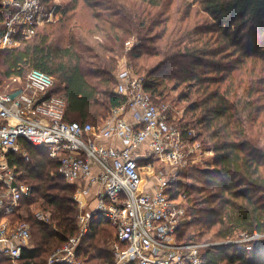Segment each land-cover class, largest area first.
Returning <instances> with one entry per match:
<instances>
[{"label": "trees", "instance_id": "1", "mask_svg": "<svg viewBox=\"0 0 264 264\" xmlns=\"http://www.w3.org/2000/svg\"><path fill=\"white\" fill-rule=\"evenodd\" d=\"M123 61L144 77L157 103L186 102L185 115L193 117L182 128L197 129L196 138L215 152L210 167L192 166L182 172L192 182L175 186L174 196L191 203L179 239L264 234V0H69L59 18L20 46L0 49V84L41 69L55 80L52 93L67 102L66 120L101 126L126 102L116 91ZM19 144L7 160L33 195L9 218L32 228L21 263L47 264L78 232L76 186L47 149L24 138ZM38 209L49 212V222L38 218ZM115 235L112 224L95 221L79 258L114 264ZM204 261L264 264V237L249 251L209 247ZM0 264H8L1 252Z\"/></svg>", "mask_w": 264, "mask_h": 264}, {"label": "built area", "instance_id": "2", "mask_svg": "<svg viewBox=\"0 0 264 264\" xmlns=\"http://www.w3.org/2000/svg\"><path fill=\"white\" fill-rule=\"evenodd\" d=\"M61 10V3L44 0H1L0 49L17 48L38 27L59 18ZM132 44L127 42L129 48ZM125 63L117 74L116 91L126 102L101 126L66 120V100L52 93L54 78L31 69L26 91L0 93V157L18 151L24 138L59 160L64 178L76 186L78 232L49 255L47 264H83L78 249L97 220L116 228L110 245L114 264H205L199 244L178 237L180 226L191 216L185 196L175 197L174 190L184 181L182 172L207 162L213 150L202 146L196 129L174 123V107L157 103L145 91L144 77ZM158 162L169 167L157 171ZM17 179L16 170L0 162V183L5 186L0 192V252L8 264H22L23 249L32 237L29 222L9 226L1 221L2 215L16 212L21 201L33 195L32 187ZM35 213L50 221L48 212ZM262 237L258 231H243L208 246L249 251Z\"/></svg>", "mask_w": 264, "mask_h": 264}, {"label": "rangeland", "instance_id": "3", "mask_svg": "<svg viewBox=\"0 0 264 264\" xmlns=\"http://www.w3.org/2000/svg\"><path fill=\"white\" fill-rule=\"evenodd\" d=\"M69 0H52L50 2V4L54 3H61V5L66 4ZM2 78V76L0 75V79ZM21 90H25L26 91V79L20 78V79H15V78H10L9 80L6 79V81H4L2 84H0V93H13V94H17L19 91ZM179 93H174V95H178ZM160 105H163V103H159ZM173 105V115L175 116V121L174 123L179 124L180 126L181 123H185V121H190L192 119V114L189 115H185V108H186V102L184 101H175L172 102ZM197 130V129H196ZM199 142L201 143V141L199 140ZM202 144V143H201ZM202 146L204 148H208L205 147L203 144ZM207 150L212 151V148H208ZM214 150L212 151V153L207 154L206 159L207 162L205 161V163H201L200 166L201 167H210L212 159L214 157ZM164 167H169L168 165L166 166V164L164 162H158L157 164H155V169L158 171ZM190 168H187L184 170L187 171ZM181 179H183V182H190L191 179L187 178V177H183L181 176ZM192 182V181H191ZM194 182V181H193ZM179 200H182V197L179 198ZM24 203V201L22 202V204ZM183 203L185 204V206L187 208H189V206H191V203H189V201H183ZM23 213L25 214V212L23 211ZM190 216V215H189ZM199 232V231H198ZM206 234H203V236L198 235L195 237L196 241H194L193 243L199 244L197 251L202 255L204 254V252L210 247L208 246V244L211 243H216V242H220L221 240L217 241V240H211V241H207L205 240V236ZM181 241H183L180 238ZM198 240V241H197ZM184 242V241H183ZM190 243V242H189ZM113 255V254H112ZM114 257V256H113ZM80 260L82 261L83 264H95L96 261H92V262H87L83 259L80 258ZM221 264H226L225 262L221 263Z\"/></svg>", "mask_w": 264, "mask_h": 264}, {"label": "crops", "instance_id": "4", "mask_svg": "<svg viewBox=\"0 0 264 264\" xmlns=\"http://www.w3.org/2000/svg\"><path fill=\"white\" fill-rule=\"evenodd\" d=\"M104 142H108L107 140H103ZM8 162V160H7V156L6 157H0V162ZM0 185H1V189H0V192L1 191H3L4 189H5V186H4V184H1L0 183ZM3 186V187H2ZM24 200H22L21 201V205H22V202H23ZM21 205H20V207L18 208V210L16 211V212H18L19 211V209L21 208ZM93 205V204H92ZM42 210V209H41ZM45 211V210H44ZM46 212H48V211H46ZM15 213V212H14ZM21 213H23V211H21ZM49 213V212H48ZM1 221H3L4 223H6V224H8L9 226H13L16 222L15 221H12L11 220V218H9V214H6V215H2V217H1ZM32 238V237H31ZM31 241V240H30ZM30 241H29V243H30ZM29 243H28V245H29Z\"/></svg>", "mask_w": 264, "mask_h": 264}]
</instances>
